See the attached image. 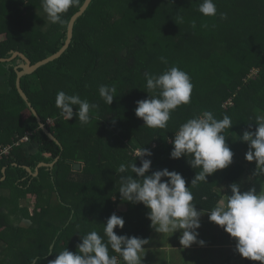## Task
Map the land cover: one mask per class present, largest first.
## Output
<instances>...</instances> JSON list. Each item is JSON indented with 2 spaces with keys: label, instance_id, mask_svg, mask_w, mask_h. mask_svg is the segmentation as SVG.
<instances>
[{
  "label": "trees",
  "instance_id": "trees-1",
  "mask_svg": "<svg viewBox=\"0 0 264 264\" xmlns=\"http://www.w3.org/2000/svg\"><path fill=\"white\" fill-rule=\"evenodd\" d=\"M84 1L70 8L60 25L44 19L41 0H0V58L19 51L35 63L56 53L66 40L71 16ZM214 2L217 15L207 17L198 11L202 0H91L75 20L62 54L20 77V87L59 144L41 130L17 91L16 74L24 59L16 56L0 62V149L11 145L0 158V264H49L64 248L75 253L80 237L91 231L106 241L103 228L113 213L125 222L122 229H114L118 235L149 240L143 245L142 264L143 260L168 264L175 256L179 264L189 261L190 254L182 253L195 249L194 243L183 248L177 231L161 234L150 226L149 210L142 203L121 200L120 176L135 177V173L116 169L133 160L140 166L135 151L148 148L152 156L146 157L151 160L146 174L165 168L180 173L196 209L205 211L221 197L218 184L229 186L237 180L233 170L227 174L223 169L208 175L207 183L191 188L200 169L190 167V157L169 156L179 126L203 111H211L217 119L228 115L233 124L223 133L225 140L236 137V144L246 146L245 153L248 143L240 137L244 131L254 132L255 117L264 115V0ZM222 12L227 19H220ZM171 66L190 76L191 103L171 114L166 129L149 128L135 115L136 101L147 98L143 74L159 75ZM113 84L117 94L107 105L98 89ZM61 90L98 105L90 113L91 123L82 125L75 116L63 118L55 106ZM24 136L28 140L21 142ZM41 162L46 164L38 166ZM74 163H80L78 170ZM246 163L251 164L246 160L243 166ZM262 179L264 174L254 176L244 187L260 191ZM27 197L32 198L30 204L23 202ZM209 221L198 236L202 240L207 234L209 240H203L204 247L198 244L200 254L190 256L194 259L190 264H226L219 261L220 252L216 260L207 244L213 248L223 244L228 233ZM109 254L123 264L111 249ZM241 264L260 262L242 257Z\"/></svg>",
  "mask_w": 264,
  "mask_h": 264
},
{
  "label": "clouds",
  "instance_id": "clouds-1",
  "mask_svg": "<svg viewBox=\"0 0 264 264\" xmlns=\"http://www.w3.org/2000/svg\"><path fill=\"white\" fill-rule=\"evenodd\" d=\"M79 3V0H41L44 19L49 24L64 23V14ZM198 11L207 17L217 15L214 0H202ZM220 19H227L226 13L219 14ZM180 22H183L181 16ZM195 21L192 27L195 28ZM207 25H205L206 27ZM162 63L167 64L165 57H160ZM146 80L147 98L136 101L135 115L141 118L143 125L149 128L166 129L171 114L180 106L191 103L193 84L185 71L177 66H171L159 75L144 72ZM99 96L105 104L110 105L117 94V87L101 85ZM55 106L65 120L78 117L82 125L91 123L90 113L98 107L81 99L77 94H67L58 91L55 97ZM74 106H78V108ZM255 131H244L240 139L248 143L245 159L255 161V170L252 175L264 174V115L255 117ZM233 124L228 115L217 119L211 111L189 118L181 124L175 132L173 145L169 156L179 159L182 156L190 157L188 163L191 168H199L190 182L191 188L205 182L208 175L219 169H224L232 163L233 152L226 144L225 130ZM152 151L140 147L135 151L134 159H140V166L131 161L121 163L116 169L119 173L131 171L133 175L120 176L119 193L122 201L132 204L142 203L149 211L147 217L150 226L158 233L172 235L181 231L179 243L183 248L193 243L203 246V240H198L200 217L205 212L196 209L193 203L194 196L190 187H186L183 176L167 168L146 174L151 167ZM162 178H167L163 180ZM222 187H217L222 194ZM231 195L222 194L216 205L208 212V219L235 239V251L243 258L259 261L264 264V191H257L254 187L241 191L240 185L232 183L228 186ZM124 219L115 213L111 214L104 224L103 232L107 237L91 231L80 237L81 243L77 251L64 248L59 251L55 259L49 264H120L117 255H110L109 249L119 255L123 264H142L145 255L143 245L149 243L147 238L118 235L114 229L124 227ZM169 235V236H170ZM53 250L50 247L48 252Z\"/></svg>",
  "mask_w": 264,
  "mask_h": 264
},
{
  "label": "rangeland",
  "instance_id": "rangeland-1",
  "mask_svg": "<svg viewBox=\"0 0 264 264\" xmlns=\"http://www.w3.org/2000/svg\"><path fill=\"white\" fill-rule=\"evenodd\" d=\"M144 92L147 94L146 91H144ZM147 96H148V94H147ZM227 103H228V101H226L224 104H227ZM230 139H234V141L233 140H230ZM225 141H226V144L230 147V149L233 152L232 163L228 167L224 168L225 169V172L227 170L229 171V169L233 170L234 171V174H235V176L237 178V180L234 183H237V184L240 185V187H243L244 184H246V182L249 181V179H252V177H254L252 174H253V172L255 170V167L253 166L255 164V162H251V164L246 163L243 166V163L246 162L245 155H244L245 154L244 149H245L246 146L245 145H238V144H236L238 142V139L236 137H232V136H229ZM237 164L240 165V168L247 169L246 170L247 173H244L243 172V174L240 175L241 174V171L243 169L240 170V168H236L237 167L236 166ZM241 164H242V167H241ZM219 170L221 171L223 169H219ZM231 170L227 174L231 173ZM236 170H238V171H236ZM263 182H264V180H263ZM225 186H228V184H226ZM227 189H228V194L231 193L230 188L227 187ZM23 202H26V204H30V202H32V198L27 197V198H25L23 200ZM200 220H202V222H203L202 223V228L204 226H207V223H208V214L204 212L201 215ZM209 222H211V221H209ZM210 224H215V223L213 222V223H210ZM202 228L201 229H197V230H202ZM177 232L179 233V235H181V231L180 230H177ZM207 236L208 235L206 234V235L202 236L201 239L204 240V239H206ZM216 237H218V236H216ZM222 238H224V237L223 236L220 237V239H222ZM225 238L224 239L226 241L223 243L224 247H222L221 249H219V251L221 252V260L222 261H226V264H241L242 257L235 251V247L233 245V242L235 241V239L234 238H231L229 234ZM206 240H209V238H207ZM0 245H2V244L0 243ZM173 250H175V249L173 248ZM183 251L184 252L182 254H184V255H182V256H184V257H186V254H190V256H192V257H194L193 254H200V252H198V250H196V249L183 250ZM189 257H188V260L189 261H187V263L184 262V264H190V262H193L194 261V259L193 260L192 259L190 260ZM209 258H210V256H209ZM145 262L146 261L143 260V264H145ZM172 262L173 261H171L168 264H172ZM173 264H179V262L177 261V257L176 256L174 257ZM196 264H199V263H196Z\"/></svg>",
  "mask_w": 264,
  "mask_h": 264
},
{
  "label": "water",
  "instance_id": "water-1",
  "mask_svg": "<svg viewBox=\"0 0 264 264\" xmlns=\"http://www.w3.org/2000/svg\"><path fill=\"white\" fill-rule=\"evenodd\" d=\"M91 0H85L84 3L81 5V7L79 8L78 11H76L70 18L68 25H67V37L66 40L63 44V46L54 54H51L48 57H45L39 61H36L35 63H31L30 60L21 52L19 51H15L9 58H0V62L3 61H10L13 58H15L16 56H20L21 58L24 59V64L21 68V70L17 71L16 74V88L18 93L21 95V97L26 101L29 109L31 110V112L33 113V115L35 116L37 123L39 125V127L41 128V130L53 141H55L56 143L59 144V141L57 140V138L53 135L52 132L49 131V129L47 128V126L41 121L40 117L38 116L36 110L34 109V107L32 106V104L30 103V101L28 100L26 94L24 93V91L22 90V88L20 87V77L23 74H31L33 73L37 68L41 67L44 64H47L48 62L56 59L57 57L60 56V54H62V52L68 47L71 38H72V32H73V25L75 20L85 11V9L87 8V6L89 5ZM46 163H39L38 166L41 165H45ZM53 163H50L49 166L52 167ZM80 168V163H74L73 164V169L74 170H78ZM1 180V179H0ZM52 248V245L50 246Z\"/></svg>",
  "mask_w": 264,
  "mask_h": 264
},
{
  "label": "crops",
  "instance_id": "crops-1",
  "mask_svg": "<svg viewBox=\"0 0 264 264\" xmlns=\"http://www.w3.org/2000/svg\"><path fill=\"white\" fill-rule=\"evenodd\" d=\"M219 186H217V187H221V186H223L222 187V194H225V195H231V193H229L228 194V189H227V187L226 186H224V184L223 183H221V184H218ZM217 187H216V189H217ZM259 188H261V190L262 191H264V184H260V186H259ZM240 190L241 191H246V187H240ZM221 194V195H222ZM219 200V199H218ZM198 211L200 210V209H197ZM203 211H205V210H203ZM210 211V210H209ZM205 213H207L208 214V212H206L205 211ZM202 220H200V227H199V229H201V227H202ZM207 223V222H206ZM209 223H207V225H208ZM198 231V236H199V234H200V230H197ZM208 245V247H212V248H210V250H211V252H213V254L214 255H216V260H218L219 259V257H217V252H220L219 251V249H221L222 247H224V245L223 244H221V245H217V246H214V248H213V245H211V244H207ZM233 245H234V247H235V241L233 242ZM205 245H203V246H199V247H204ZM194 247H195V249L196 250H198V243H194ZM193 248V247H192ZM215 250V251H214ZM220 254H221V252H220ZM220 256V255H219ZM221 260V256H220V259H219V261Z\"/></svg>",
  "mask_w": 264,
  "mask_h": 264
},
{
  "label": "built area",
  "instance_id": "built-area-1",
  "mask_svg": "<svg viewBox=\"0 0 264 264\" xmlns=\"http://www.w3.org/2000/svg\"><path fill=\"white\" fill-rule=\"evenodd\" d=\"M228 103L231 104L230 101H228ZM48 122L51 123V120H48ZM27 140H28L27 136H24L23 138L20 139L21 142H23V141H27ZM14 144L16 145V144H18V143L15 142ZM10 148H11V145L3 146V147L0 149V158H1V155H3V154H7Z\"/></svg>",
  "mask_w": 264,
  "mask_h": 264
}]
</instances>
